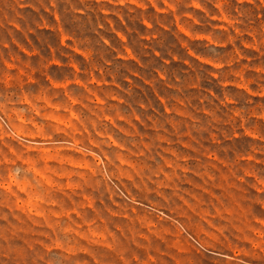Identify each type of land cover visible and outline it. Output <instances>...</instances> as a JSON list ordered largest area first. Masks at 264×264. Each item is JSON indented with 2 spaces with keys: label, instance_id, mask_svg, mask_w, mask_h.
Wrapping results in <instances>:
<instances>
[{
  "label": "clouds",
  "instance_id": "1",
  "mask_svg": "<svg viewBox=\"0 0 264 264\" xmlns=\"http://www.w3.org/2000/svg\"><path fill=\"white\" fill-rule=\"evenodd\" d=\"M0 264H264V0H0Z\"/></svg>",
  "mask_w": 264,
  "mask_h": 264
}]
</instances>
